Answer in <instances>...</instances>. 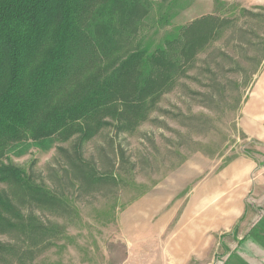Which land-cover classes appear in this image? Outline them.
<instances>
[{
	"label": "rangeland",
	"instance_id": "obj_1",
	"mask_svg": "<svg viewBox=\"0 0 264 264\" xmlns=\"http://www.w3.org/2000/svg\"><path fill=\"white\" fill-rule=\"evenodd\" d=\"M147 8L128 51L210 18L142 118L105 112L84 140L6 154L56 201L0 182L25 219L0 232V264H264L251 252L264 238V0Z\"/></svg>",
	"mask_w": 264,
	"mask_h": 264
},
{
	"label": "trees",
	"instance_id": "obj_2",
	"mask_svg": "<svg viewBox=\"0 0 264 264\" xmlns=\"http://www.w3.org/2000/svg\"><path fill=\"white\" fill-rule=\"evenodd\" d=\"M147 4L0 0V182L54 204L23 170L3 162L7 153L48 149L58 136L78 133L84 140L101 126L105 112L142 118V103L167 87L172 70L201 42L194 26L210 18L197 19L152 52L128 51ZM4 193L0 232L25 220Z\"/></svg>",
	"mask_w": 264,
	"mask_h": 264
},
{
	"label": "crops",
	"instance_id": "obj_3",
	"mask_svg": "<svg viewBox=\"0 0 264 264\" xmlns=\"http://www.w3.org/2000/svg\"><path fill=\"white\" fill-rule=\"evenodd\" d=\"M257 86L260 88V89H263L264 90V69H263V72H262V76L259 78V80H258V84H257ZM262 94V93H261ZM262 96L264 97V92H263V94H262ZM264 100V99H263ZM264 102V101H263ZM263 237H264V234H263ZM251 252H252V255H253V257H252V259L253 260H256V257H258V256H260L261 255V257H263L264 256V238H263V240H261L260 241V243L259 244H256L255 245V247H254V249H251ZM239 258H240V260H245V258L244 257H242L241 255H239ZM257 262V261H256ZM245 263L246 264H258V262L257 263H250V262H248V261H246L245 260Z\"/></svg>",
	"mask_w": 264,
	"mask_h": 264
}]
</instances>
